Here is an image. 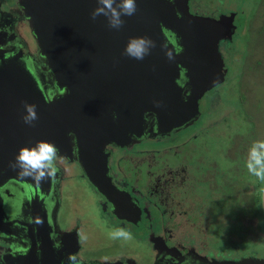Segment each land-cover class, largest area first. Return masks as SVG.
I'll list each match as a JSON object with an SVG mask.
<instances>
[{"label": "flooded vegetation", "instance_id": "flooded-vegetation-1", "mask_svg": "<svg viewBox=\"0 0 264 264\" xmlns=\"http://www.w3.org/2000/svg\"><path fill=\"white\" fill-rule=\"evenodd\" d=\"M259 2L262 5L264 0ZM167 5L180 16L179 0H167ZM259 7L253 19L260 17ZM21 9L18 0H0V66L12 57L21 60L43 78L41 86L51 100L63 90L41 58ZM261 27L263 33L264 23ZM235 40L220 48L223 77L219 67L208 73L199 67L190 82L181 70L183 100L190 94L196 97L202 82L214 81L199 97L195 116L181 125L158 132L146 115L142 135L129 125L126 134L119 127L112 140H103L100 127L93 136L97 143L89 139L79 143L73 129L67 149L56 146V173L39 183L12 167L18 151L0 149V264H264V184L245 167L250 145L264 139V132L251 136L236 128L240 122L222 117L204 122L213 112L203 104L208 94L219 113L230 100L227 87L235 84L244 103L249 97L247 85L255 81L249 74L258 71L264 82L261 54L257 61H244L249 50L239 76L231 78L228 66L235 54L231 48L236 47L229 43ZM254 40H247L242 48H249ZM204 62L207 67L211 64ZM248 103L234 113L252 128L242 119L252 112ZM12 104L11 114H16L18 108ZM11 114L0 119V148L8 144L3 131L10 121L15 127ZM112 117L117 119L115 114ZM22 126V119H17L18 129ZM221 132L229 138L222 139ZM212 133L224 141L223 147H213L207 140ZM12 146L18 147L14 141ZM93 152L99 155L100 167L89 169L110 179L112 194L99 190L85 170L83 155ZM117 228L131 233V239H122L130 250L113 244L117 239L109 233Z\"/></svg>", "mask_w": 264, "mask_h": 264}, {"label": "water", "instance_id": "water-1", "mask_svg": "<svg viewBox=\"0 0 264 264\" xmlns=\"http://www.w3.org/2000/svg\"><path fill=\"white\" fill-rule=\"evenodd\" d=\"M18 1L30 21L41 58L63 92L50 100L41 86L43 78L36 71L33 73L21 60L18 63L16 57L2 63L0 119L13 112L11 103L18 108L16 114H11L15 127L9 119L10 126L3 131L8 144L2 138V150L16 154L21 145H32L40 139L67 149L73 129L79 143L87 139L97 143L93 136L100 127L105 132L103 140H112L119 127L126 134L129 125L131 131L142 135L146 115L158 132L171 129L195 116L199 97L214 84L213 79L202 82L196 97L190 94L183 100L178 82L181 70L190 82L199 67L207 73L219 67L224 75L219 46L212 43L208 30L200 32L185 16L178 19L175 14V21L167 0H136V14L122 17L125 23L119 30L110 29L104 16L91 18L97 0ZM132 36H147L155 42L151 54L143 60L124 55ZM166 51L172 52L174 59H168ZM216 52L220 61L214 59ZM204 60L211 64L207 67ZM24 102L36 105L38 120L34 126L22 119ZM185 108L189 110L184 112ZM114 114L117 119L112 117ZM17 119L23 122L19 129ZM13 141L18 146L15 149H11ZM83 156H87L86 162L82 161L90 181L112 194L110 179L102 178L100 170H91L100 167L96 163L99 155L93 152Z\"/></svg>", "mask_w": 264, "mask_h": 264}, {"label": "rangeland", "instance_id": "rangeland-1", "mask_svg": "<svg viewBox=\"0 0 264 264\" xmlns=\"http://www.w3.org/2000/svg\"><path fill=\"white\" fill-rule=\"evenodd\" d=\"M259 1L263 0H179L178 11L181 14L180 16L176 15V17L179 19L185 16L190 24L198 26L196 29L200 30V32H206L208 30L207 34L210 36L212 43L214 41V44L219 46V49L227 48V43L232 39H236L229 43L230 45L233 43V46L236 48H231L235 54L234 59L231 56L230 60H233H231L228 66L229 75L231 73V78H235L240 74V66L244 59L243 56H245V51L247 50H251L248 57V60L251 61H257L259 54H261L262 59L260 60H262V66L264 67V32H260L262 30L261 26L264 23L261 19L264 17V2L260 5ZM258 7L260 17L253 19L256 15L253 14L254 10ZM171 14L176 21L175 14L172 12ZM252 37L255 38V40L247 45L249 48H242L243 44H245V40L247 41ZM228 53L233 52L229 49ZM221 55L223 62L224 57L222 52ZM213 56L215 60L218 59L220 61V55H218L217 52L214 53ZM249 75L255 77V81H249L247 85V88L250 89L249 97L244 103H242L236 94V92L239 91L235 90V84L227 87L226 95L230 100L227 101V104L219 113L217 107L213 103V95L209 96L208 94L203 104L206 103L207 107L209 106L213 112L204 119L205 123L210 121L211 118L215 122L219 121L222 117L227 122H240L236 128L242 129L243 133L251 135V132H256V134L264 132V82L260 81L258 71ZM245 80H247V77H245ZM248 101V106L251 108L252 112H250L249 117L247 115V117H243L242 119L252 124V128L248 124H243L241 119L235 116L234 113V110L238 107L247 108L246 102ZM221 136L222 139L223 137L224 139L229 138L226 132H221ZM207 140L210 141L213 147H223L224 145V141H221L216 133H212ZM247 195L251 196L252 192H247ZM86 210L87 208L85 206L83 211L86 212ZM113 244L116 245L117 248H122L124 251H128L131 248L130 246H128L129 248L126 247L127 242L122 241V239L115 240Z\"/></svg>", "mask_w": 264, "mask_h": 264}, {"label": "clouds", "instance_id": "clouds-1", "mask_svg": "<svg viewBox=\"0 0 264 264\" xmlns=\"http://www.w3.org/2000/svg\"><path fill=\"white\" fill-rule=\"evenodd\" d=\"M137 12L136 0H97V7L91 12V18L95 20L99 16L107 19L110 29L119 30L125 21L122 17L133 16ZM155 42L147 36L129 37L124 55L135 60H143L151 54ZM168 59H174L173 53L166 51ZM25 114L22 119L25 124L34 126L38 120L36 105L24 102ZM58 149L54 143L47 140H37L32 145H21L12 167L19 171L21 176L31 177L37 183L53 176L57 171ZM248 173L257 181L264 184V139L254 140L250 145L245 160ZM264 191V188H261ZM112 239H131V233L124 228H117L109 233Z\"/></svg>", "mask_w": 264, "mask_h": 264}, {"label": "trees", "instance_id": "trees-1", "mask_svg": "<svg viewBox=\"0 0 264 264\" xmlns=\"http://www.w3.org/2000/svg\"><path fill=\"white\" fill-rule=\"evenodd\" d=\"M245 43H246V40H245ZM249 52H251V50H249ZM245 61H249L248 58H245L244 59ZM260 60V59H259ZM261 61V60H260Z\"/></svg>", "mask_w": 264, "mask_h": 264}]
</instances>
